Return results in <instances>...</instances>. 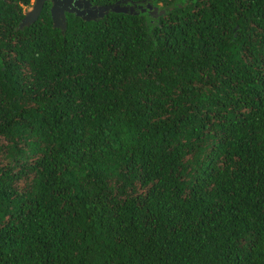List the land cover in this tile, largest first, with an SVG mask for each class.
<instances>
[{"label": "trees", "instance_id": "16d2710c", "mask_svg": "<svg viewBox=\"0 0 264 264\" xmlns=\"http://www.w3.org/2000/svg\"><path fill=\"white\" fill-rule=\"evenodd\" d=\"M147 1L0 0V264H264V0Z\"/></svg>", "mask_w": 264, "mask_h": 264}, {"label": "water", "instance_id": "95a60500", "mask_svg": "<svg viewBox=\"0 0 264 264\" xmlns=\"http://www.w3.org/2000/svg\"><path fill=\"white\" fill-rule=\"evenodd\" d=\"M49 12L52 24L60 28L65 26V10L72 11L85 19L101 16L108 8L122 11H135L134 5H137L141 10L147 8L149 12L155 14L161 10H157L156 6H152L150 2L145 5L140 3H121L120 0H115L111 3H92L90 0H50ZM43 0H35L33 5L25 12L19 20V25L33 20L39 13Z\"/></svg>", "mask_w": 264, "mask_h": 264}, {"label": "rangeland", "instance_id": "374dc122", "mask_svg": "<svg viewBox=\"0 0 264 264\" xmlns=\"http://www.w3.org/2000/svg\"><path fill=\"white\" fill-rule=\"evenodd\" d=\"M35 0H29L28 3L22 4L23 12L27 11L34 3Z\"/></svg>", "mask_w": 264, "mask_h": 264}, {"label": "flooded vegetation", "instance_id": "af4514ba", "mask_svg": "<svg viewBox=\"0 0 264 264\" xmlns=\"http://www.w3.org/2000/svg\"><path fill=\"white\" fill-rule=\"evenodd\" d=\"M46 0H43V2H42V5L44 4V2H45ZM49 1V5H50V3H51V1L50 0H48ZM22 4V3H21ZM42 5H41V7H42ZM41 9V8H40ZM22 11H23V9H22ZM66 11V10H65ZM18 25H19V23H18Z\"/></svg>", "mask_w": 264, "mask_h": 264}]
</instances>
